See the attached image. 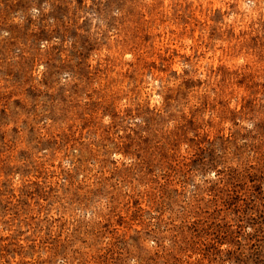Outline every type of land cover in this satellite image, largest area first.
Here are the masks:
<instances>
[{"label": "rangeland", "instance_id": "rangeland-1", "mask_svg": "<svg viewBox=\"0 0 264 264\" xmlns=\"http://www.w3.org/2000/svg\"><path fill=\"white\" fill-rule=\"evenodd\" d=\"M0 264H264V0H0Z\"/></svg>", "mask_w": 264, "mask_h": 264}]
</instances>
